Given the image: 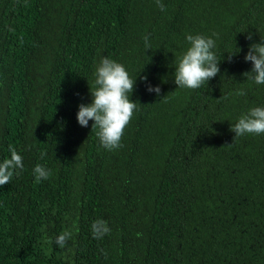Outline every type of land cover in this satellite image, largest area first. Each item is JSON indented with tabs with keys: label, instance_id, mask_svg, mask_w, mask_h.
Here are the masks:
<instances>
[{
	"label": "trees",
	"instance_id": "trees-1",
	"mask_svg": "<svg viewBox=\"0 0 264 264\" xmlns=\"http://www.w3.org/2000/svg\"><path fill=\"white\" fill-rule=\"evenodd\" d=\"M186 33L213 36L220 60L196 89L172 78ZM259 35L264 0H0V159L23 158L0 185V264H264V134L229 126L264 103L242 75ZM101 56L135 79L112 150L75 118Z\"/></svg>",
	"mask_w": 264,
	"mask_h": 264
},
{
	"label": "clouds",
	"instance_id": "clouds-1",
	"mask_svg": "<svg viewBox=\"0 0 264 264\" xmlns=\"http://www.w3.org/2000/svg\"><path fill=\"white\" fill-rule=\"evenodd\" d=\"M144 39L147 43V37ZM184 39L188 46L176 58L172 78L176 88L196 89L220 72V60L214 51L216 44L213 36L186 33ZM246 39L252 40L251 33ZM236 48L238 50L228 53L229 60L241 51ZM243 60L251 62L250 70L242 73L245 80L264 85V37L259 35L258 41L247 45ZM93 77V88L89 89L90 102L77 105L75 118L82 127H87L91 120V128L97 129L95 134L100 145L112 150L119 147L123 130L136 109V101L130 99L135 79L130 77L122 63L108 56H101L95 63ZM141 79L146 81L147 77ZM145 90L158 96L160 94L159 85L147 83ZM229 126L234 137L264 134V103L248 107ZM8 153V156L0 159V185L8 183L14 173L18 174V170L23 168L22 155L12 146H9ZM32 174L34 180L39 182L48 178L50 170L37 163L32 168ZM100 224L102 221H94L91 225L95 237L107 231L106 228H99ZM68 236L67 231L61 232L55 237L54 243L62 248Z\"/></svg>",
	"mask_w": 264,
	"mask_h": 264
}]
</instances>
